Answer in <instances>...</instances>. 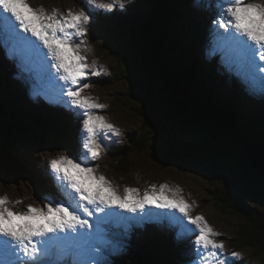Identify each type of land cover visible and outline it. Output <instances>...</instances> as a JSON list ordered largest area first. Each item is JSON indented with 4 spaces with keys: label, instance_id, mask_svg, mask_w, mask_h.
I'll list each match as a JSON object with an SVG mask.
<instances>
[{
    "label": "snow or ice",
    "instance_id": "snow-or-ice-1",
    "mask_svg": "<svg viewBox=\"0 0 264 264\" xmlns=\"http://www.w3.org/2000/svg\"><path fill=\"white\" fill-rule=\"evenodd\" d=\"M114 3L123 6L121 0ZM114 3L86 0L87 6L106 11H111ZM218 7L220 18L215 24L224 31L216 35L227 56L243 75L260 74L264 84V63H257L264 62V0H221ZM92 19L84 8L49 11L43 6L32 7L29 0H0V39L13 53L55 69V75H49L63 81L57 100L80 110L81 143L86 150L79 156L61 155L50 161L62 199H51L45 207L28 205L26 211L18 213L8 207L7 196H0V264H60L61 260L65 264H111L108 257L123 250L124 241L109 233L107 225L119 217L107 209L139 213L137 222L156 219L178 225L181 241L192 245V264H233L224 254L223 240L217 239L222 233L203 215L192 214L193 206L183 197L181 188H170L167 183L159 188L152 185L141 195L139 189L125 186L121 196L112 182L97 172L98 165L89 166L101 154V133L120 135L119 129L99 114L98 110L107 105L82 95L90 85L81 82L97 63L87 62L91 49L81 39L87 36ZM150 207L171 214H146ZM96 213L103 215L90 220ZM241 255L230 253L231 257Z\"/></svg>",
    "mask_w": 264,
    "mask_h": 264
},
{
    "label": "rangeland",
    "instance_id": "rangeland-1",
    "mask_svg": "<svg viewBox=\"0 0 264 264\" xmlns=\"http://www.w3.org/2000/svg\"><path fill=\"white\" fill-rule=\"evenodd\" d=\"M189 1L193 11L197 14V17L201 16V18H207L203 15L205 14V11V15H207L208 11L211 25L212 22H214V19L217 20L220 18V9L218 5L221 3V0ZM106 2L114 3V0H106ZM121 2L122 5L125 6L129 4L132 5L136 0H121ZM255 2H260V0H255ZM29 3L34 8L43 6L49 11L53 8H59L62 11L71 8L74 11H78L80 8H84L87 5L86 0H29ZM88 7L93 9L91 6ZM84 9L85 11L87 10L86 7ZM223 31L224 29L220 28L217 32ZM216 33L214 35L210 32L208 34L206 33V38L201 41V46L205 49V52L207 53V51L211 50L212 53L216 55V52L222 51L221 55L227 59V62H225L226 69L228 71L232 70L229 66V63L231 62L235 70V75L240 76L245 80V82H242L244 84L243 86L246 87L245 89L248 90V96L264 99V84H261L259 79L260 74L257 73L255 77L243 75L238 65L227 56L225 48L217 39ZM81 39L86 40L87 47L91 49L87 54V62L89 64H91L93 60L97 62L94 69H88L87 79L81 82L82 84L90 85V87L85 88L82 95L97 98L99 103L107 105V108L98 110L99 114L105 116V118L114 124L120 131V135L114 133H108L105 135L101 133V154L98 159L91 160L89 166L95 168L98 165L97 172L103 174L109 181H111L113 186L117 188L118 194L121 196L125 194V186L139 189L141 195L145 191H150L152 185H156L157 188H159L161 184L167 183L170 188H181V194L187 202L193 206L192 214L203 215L216 231L222 233L217 239L223 240L225 244L224 254L228 259L233 261V264H264V256L256 255L251 249H242L239 243L244 221L243 215L230 210V208L223 209L221 207L222 203H220L219 199L215 197L217 193L216 188L222 186L229 187L231 193L241 198L248 205L256 208H262L264 202L246 189L245 185L247 183H243L244 181L240 179L238 174L233 172H231V174H226L225 171L213 163L211 164L210 161L203 160V156H199L201 158H195L192 161L186 160L183 163H167L163 148L169 145L172 137L181 140L196 141L194 137H192V133L183 128L179 122L167 119L165 123L162 122L159 125L160 128H155V130L151 129L153 130V133L148 134V138L150 139H147L145 146L137 150L133 148L132 154L134 155V167L129 174L123 176L120 168H113L111 166L112 162H115V160L118 159L115 157V153L119 151L120 146H131L130 143H132L134 147L135 143L131 139L130 134L134 133V138L140 135V129L143 122H145L144 117H142L140 113V111L143 110L142 95L141 93H139V95L129 94V89L133 86L135 87V81L137 82V79H132L130 76L128 78L122 76L120 70L117 69L118 62L115 57L116 54L114 53L116 43L112 37L98 34L95 30L90 28V25H88V34ZM16 55L19 61L27 66L28 71L32 75V84H34V81H41V85H36L35 87L41 91V94L47 97L45 103L49 106H52V104L55 103L58 106L66 107L65 104H62L57 100L59 88L62 86L63 81L60 83L58 79H56V81L59 82V85H55V80L49 75V73H51L52 76H54V70H51V67L48 65H42L39 60H36L35 62L36 67H32V63L29 61L28 57H24V59L21 60L19 58L20 53H16ZM215 73H219L220 75L219 68L215 69ZM221 81H224V79H221ZM234 83L230 86L235 90L234 85L236 86L237 84ZM248 86L250 88H248ZM237 90L239 91V89ZM42 99L45 100L43 97ZM262 101L264 102V100ZM79 111L80 110L78 109H73L70 117L69 123L72 130V142L70 145L67 143L63 145V137L60 133L40 126L38 127V130L32 131L33 135L29 133L22 135V144L25 147L24 150H31L34 152V154L30 153V155L25 152L26 155L32 156L42 166L47 165L49 169H51L50 161L53 158H57L61 155L71 157L82 155L86 150L82 148L81 143ZM65 125L68 126L69 124ZM143 130L144 127L142 128V131ZM36 133H39V136L35 135ZM41 141L43 142L40 143ZM149 144H153V148L152 145H150L151 147H148ZM205 152L206 151L204 150V153ZM33 169L36 170L35 167ZM246 193H249L250 195H246ZM0 196H7L9 200L8 207L18 213L26 211L28 205L45 207L49 201L53 199L50 198L52 195L48 189L42 192L41 186L34 183L30 177L18 176L7 178L1 171ZM58 197V200L63 198L62 194ZM18 201L19 203H17ZM116 210L120 212V216H118L119 218L113 219L108 226L114 224L116 227H119L118 229L120 231L115 233L112 232V230H109L108 226L107 228L111 236L114 237L113 233L122 236L120 240L124 241V248L108 257L111 264H132L133 262L131 258L126 260L124 257L129 251L135 249V246H131V241L134 239L133 237H136V233L140 229L139 233H143L144 238L142 243L139 242V250L145 251L148 249L151 238L155 237L154 229L156 228H159L160 231L163 232L166 237L165 241L169 242H167L169 244L168 248L173 254L172 264H192V261L195 258L192 251V245H182L181 239L179 238L180 228L178 225H172L167 220L158 221L156 219L136 222V216L139 217V213L133 215V213L123 212L120 209ZM156 210L159 212L164 209L157 208ZM147 213H151L156 217L166 216V214L162 215L160 213H153L152 209L149 212H146V214ZM170 214L171 213H167V215ZM175 215H179V213H175ZM131 217H133L132 220L128 219ZM138 223H140V226H138ZM150 228L151 232L149 231ZM160 237L161 240L164 241L162 236ZM180 248L183 251H180ZM233 251L240 252L242 254L241 257H231L230 253ZM165 255L170 254L168 252ZM60 264H65V260H61Z\"/></svg>",
    "mask_w": 264,
    "mask_h": 264
},
{
    "label": "trees",
    "instance_id": "trees-1",
    "mask_svg": "<svg viewBox=\"0 0 264 264\" xmlns=\"http://www.w3.org/2000/svg\"><path fill=\"white\" fill-rule=\"evenodd\" d=\"M99 22L97 28L101 35L112 37L116 43L114 53L118 62L117 69L122 76L137 79L136 92L133 86L129 89V94L142 95L143 110L140 113L145 122L140 129V135L134 138L135 134L131 133L134 147L132 143L131 146H120L119 151L115 153L118 159L111 164L113 168H120L123 176L129 174L134 167L133 148L135 150L143 148L147 139H150L148 134L153 133L151 129L159 127L154 94L146 89V84L147 80L157 82L155 76L163 71L178 84L177 91L184 90L190 85L198 96L205 95L220 108L222 117L234 127L239 141L254 140L264 144V104L257 102L263 107L255 106L256 102L250 101L240 85H234V90L227 83V79L221 81L223 78L219 73H215L217 67L211 66L213 60L204 59L206 52L201 46V41L206 38L209 31L207 32V28H201V16L197 17L189 0H136L127 10L125 8L115 11L112 15L101 17ZM202 22L205 26L208 25L205 19ZM11 70L14 71L16 78L11 74ZM18 73L15 61H10L0 50V171L7 178L30 177L34 183L41 186L42 192L46 189L49 191L55 183L51 169L47 165L39 164L32 156L26 155L34 152L24 150L22 135L32 134V131L38 130L41 126L60 133L63 137L62 142L70 145L72 142L70 120L59 108L49 109L44 104H32L27 88L19 84ZM65 124H69V128ZM35 135L39 136V133ZM198 144L192 140L172 137L169 145L163 148L167 163H183L186 160L204 157L206 147ZM150 145L153 148V144H149L148 147H151ZM112 156L114 157L113 154ZM32 165L36 170H32ZM214 165L226 174L232 172L225 165ZM243 183H247L246 189L264 202V182ZM216 189L215 197L222 203L223 209L230 208L243 215L239 243L242 249H251L256 255L263 257L264 204L262 208H256L231 193L229 187L222 186ZM186 241L183 240V246L189 245ZM157 242L161 243L160 240ZM168 245L159 249L156 264H172L173 254ZM179 250L183 251L181 248ZM168 252L170 255H165ZM141 264L145 262L142 261Z\"/></svg>",
    "mask_w": 264,
    "mask_h": 264
},
{
    "label": "water",
    "instance_id": "water-1",
    "mask_svg": "<svg viewBox=\"0 0 264 264\" xmlns=\"http://www.w3.org/2000/svg\"><path fill=\"white\" fill-rule=\"evenodd\" d=\"M155 77L157 82L147 80L146 89L154 94L159 125L167 119L179 122L192 133L198 145L206 147L203 160H208L211 164L225 165L244 182H264L263 143L254 140L239 141L234 127L222 117V110L205 95L198 96L190 85L177 91V83L165 71ZM157 240L160 239L151 238L145 251L139 250V242L142 241L132 240L131 246H135V249L129 251L124 259L131 258L132 264H141L142 261L145 264H156L159 249L167 246V243L162 240L158 243Z\"/></svg>",
    "mask_w": 264,
    "mask_h": 264
},
{
    "label": "bare ground",
    "instance_id": "bare-ground-1",
    "mask_svg": "<svg viewBox=\"0 0 264 264\" xmlns=\"http://www.w3.org/2000/svg\"><path fill=\"white\" fill-rule=\"evenodd\" d=\"M84 8H85V7H84ZM204 11H205V10H204ZM204 13L206 14V11H205ZM212 38H213V37H212ZM243 80H244V79H243ZM55 85H59V82H57L56 79H55ZM238 89H239V88H238ZM69 109H70V108L66 106V107H65V112L69 111ZM234 125H235V124H234ZM239 125H240V124H239ZM68 128H69V126H68ZM69 130H70V129H69ZM69 130H68V131H69ZM17 133H18V132H17ZM73 133H75V132H73ZM31 167H32V170L34 171V169H33L34 166L32 165ZM52 177H53V175H52ZM51 181H52V180H51ZM55 181H56V180H55ZM53 182H54V181H53ZM52 189L55 191V189H54L53 187H52ZM176 214H177V213H176ZM143 238H144V235H143ZM154 238H157V239H160V240H161V237H160V236H157V237H154ZM167 242H168V241H165V243H167ZM186 242H187V241H186ZM168 243H169V242H168ZM168 243H167V244H168ZM179 246H180V245H179ZM187 249H188V248H187Z\"/></svg>",
    "mask_w": 264,
    "mask_h": 264
}]
</instances>
